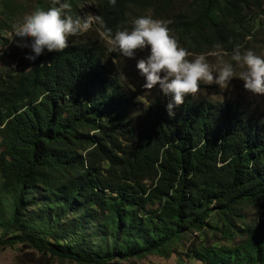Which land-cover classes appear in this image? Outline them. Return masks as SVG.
Here are the masks:
<instances>
[{"label":"trees","instance_id":"16d2710c","mask_svg":"<svg viewBox=\"0 0 264 264\" xmlns=\"http://www.w3.org/2000/svg\"><path fill=\"white\" fill-rule=\"evenodd\" d=\"M68 3L74 17L87 5L94 35L34 61L9 48L16 64L0 70V250L18 244L25 264H264V216L247 220L264 210V115L239 96H185L170 117L166 97L124 81L101 35L151 12L188 52L232 53L264 38V0ZM20 11L0 0V42Z\"/></svg>","mask_w":264,"mask_h":264},{"label":"clouds","instance_id":"9594fccd","mask_svg":"<svg viewBox=\"0 0 264 264\" xmlns=\"http://www.w3.org/2000/svg\"><path fill=\"white\" fill-rule=\"evenodd\" d=\"M108 3L114 6L116 0H108ZM92 22L89 16L74 17L68 0H50L47 10L38 8L23 16L14 25L12 36L18 38L17 47L30 49L26 59L34 61L45 50L62 51L68 46L69 37L84 34ZM95 22L103 23L99 16L95 17ZM169 23L171 21L140 16L132 21L130 30L113 32L105 28L101 35L107 40L108 50L124 58H134L137 50H147L135 67L144 79L145 90L158 87L167 98L165 108L170 117L174 116V109L184 103L185 96H196L202 84H214L223 90L238 78L246 90L264 94V54L236 47L226 60L227 53L218 45L207 53L192 54L169 34ZM208 57H213L215 62L210 63Z\"/></svg>","mask_w":264,"mask_h":264},{"label":"rangeland","instance_id":"374dc122","mask_svg":"<svg viewBox=\"0 0 264 264\" xmlns=\"http://www.w3.org/2000/svg\"><path fill=\"white\" fill-rule=\"evenodd\" d=\"M19 1L23 4L25 7V11H20L21 14L18 17V19L15 18L14 21L11 22V29L12 32H7L4 34V40L0 42V70L2 68H6L8 66H15L16 62L15 60H12L9 58L6 54V52H9V48H11V51L17 50V43L18 38L12 36L14 25L18 24L23 16L31 13L35 10L36 6V0H14ZM90 2V0H87ZM85 5L83 7V11L86 13L87 16L92 17L90 14V10H88V7ZM87 8V10H86ZM144 16H150L153 18L151 12H147ZM155 19V18H153ZM92 23L90 25V28L88 31H86L84 34L75 36V39H83L86 35L91 36L94 35V28H92ZM7 43V44H6ZM16 44V45H15ZM180 46V45H179ZM182 47V45H181ZM251 49L254 52L258 54H264V38L263 37H256L254 41H248L246 46H243L240 50H248ZM20 51H24L25 55L29 53L30 49L28 48H21L19 47ZM208 52V51H207ZM204 52V53H207ZM192 54H200V53H194L190 52ZM226 53V52H225ZM147 54V50H137L136 56L134 58H124L120 55L118 60L115 61L117 68H119V72L122 75L124 81L129 84L133 89H137L138 93L144 97V99H154L157 95H162V93L158 90V87H154L151 90H145L142 85L144 83V79L142 76L139 75L138 70L136 69V61L140 58H142L144 55ZM231 53H227V55L224 57L226 60L230 59ZM191 59L192 57H188ZM209 62H215L213 57H208ZM239 96L244 102L249 103L252 112H254L257 115H264V94H254L250 92L249 90H246L243 87V82L239 80L238 78H234L231 81L230 86L227 89L221 90L216 85H201L199 92L196 94L195 98L202 99V98H210L215 100H224L227 98H233ZM264 216V210H254L249 209L247 211V220H254L257 218H260ZM213 221V218H211ZM26 249L20 248L18 244H14L8 247H5L0 250V264H25L21 259H26V256H23V252H25ZM201 259H209V254L204 253L201 255ZM191 261V262H190ZM46 262V264H77L76 262L72 260L67 259H59V258H49L47 261L44 259H37L35 263H43ZM30 264V263H29ZM138 264H201V261L189 259L185 256L178 257L175 254H172L168 257H160L157 255H149L144 259H141L138 261Z\"/></svg>","mask_w":264,"mask_h":264},{"label":"bare ground","instance_id":"6f19581e","mask_svg":"<svg viewBox=\"0 0 264 264\" xmlns=\"http://www.w3.org/2000/svg\"><path fill=\"white\" fill-rule=\"evenodd\" d=\"M72 7V6H71ZM74 8V7H73Z\"/></svg>","mask_w":264,"mask_h":264},{"label":"crops","instance_id":"0c3cea01","mask_svg":"<svg viewBox=\"0 0 264 264\" xmlns=\"http://www.w3.org/2000/svg\"><path fill=\"white\" fill-rule=\"evenodd\" d=\"M191 262V261H190Z\"/></svg>","mask_w":264,"mask_h":264}]
</instances>
